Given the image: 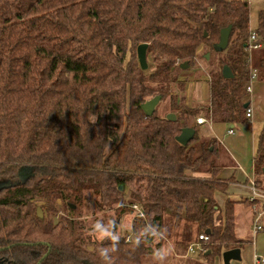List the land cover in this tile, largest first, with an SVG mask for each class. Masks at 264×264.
<instances>
[{
  "label": "trees",
  "instance_id": "obj_1",
  "mask_svg": "<svg viewBox=\"0 0 264 264\" xmlns=\"http://www.w3.org/2000/svg\"><path fill=\"white\" fill-rule=\"evenodd\" d=\"M249 11L248 0H0V182H9L0 188V264H103L81 219L86 192L100 210L123 203L118 215L138 204L156 224L165 211L196 222L207 264L239 248L227 194L234 177L220 178L218 141L200 140L192 121L251 126L245 87L252 69L264 81V58L251 69L246 47L251 32L264 47V9L253 30ZM227 26L232 55L220 64L233 76L211 69L206 103L185 105L180 64L192 66L201 46L216 50ZM141 43L152 70L135 57ZM156 95L168 97L169 112L147 116L140 105ZM185 127L195 134L181 145ZM253 165L261 186L264 125ZM217 192L227 195L223 214ZM131 236L114 264H143L150 254Z\"/></svg>",
  "mask_w": 264,
  "mask_h": 264
},
{
  "label": "rangeland",
  "instance_id": "obj_2",
  "mask_svg": "<svg viewBox=\"0 0 264 264\" xmlns=\"http://www.w3.org/2000/svg\"><path fill=\"white\" fill-rule=\"evenodd\" d=\"M249 25L250 29L253 30L255 28L257 23V15L258 11L264 9V0H249ZM231 46H227L224 49H216V50H208L206 46H201L198 55L195 58V62L192 66L187 67L186 69H182L183 73L181 72L182 76L187 77V84L185 86V90L183 91H176L181 92L184 97V103L188 106H197L200 104L206 103L205 100H207L208 95V85L207 82L209 80V72L212 70L221 72L222 66L220 63L221 61L229 62V57L232 55ZM246 53L248 54L247 60L250 63L251 69L255 67L259 60L261 58H264V47H260L258 49H246ZM208 55V58H205V55ZM135 57L136 51H135ZM147 68L149 70H152L153 63L151 62L150 58L147 56ZM246 90V89H245ZM206 98L204 99V97ZM152 97H147L146 100L150 99ZM203 98V99H202ZM202 99L203 101L199 102V100ZM245 101H250V93L246 92ZM252 101V100H251ZM158 114L164 115L167 112H169V101L168 97L161 100L158 105L156 106L155 110ZM199 117H205L203 115L195 116L192 123L195 125L194 122H197V119ZM212 120L206 119L205 124L202 125H195L197 130V135L199 136L200 140H207L210 138V136L206 135V126H208ZM229 127V125L224 124L221 125V133L217 134L219 135V139H217V161L216 163L219 164L222 168L228 167V166H235L238 165L239 161L236 160L238 157L235 152L242 154V159L245 160L248 163V166L246 167L247 174L250 177H254V165L252 162V156L254 149L256 147V140L255 143H252V135L253 128L247 127L243 124L236 123L233 125L234 135L226 136L225 131ZM245 135L247 136L246 144H244L243 140L245 138ZM212 137H215L214 134H212ZM228 140H232L238 149H233L232 144L228 142ZM109 148V147H108ZM43 171L35 172L33 170L32 174L37 175L38 177L43 175ZM243 181V180H242ZM242 183H239L238 186H241ZM261 186H264V182ZM247 195H249V189L246 187ZM243 188H239L238 190H234L233 192L230 190L228 192V196L235 201V210H234V216H235V233L237 238L241 241V244L239 246L241 250V259L239 261L232 260L231 264H253V255L261 256L264 255V233L260 232L256 235H253L252 233V223H251V217L249 215V212L251 210L247 196L244 197L243 194ZM244 191V192H245ZM125 198L126 203L129 198V191L126 189L125 192ZM217 196V203L219 204L222 214L224 209V202L226 199V195L218 192L216 194ZM86 198L88 199V206L83 207L81 219L84 220V223L86 226H89V221L85 218L88 216H95L101 212H103L105 209H111V208H104V209H98V207L95 204V197L92 193L86 192ZM58 205L60 207V202L58 201ZM138 205V204H137ZM139 206V205H138ZM89 208V211L85 210ZM113 208V207H112ZM140 208V207H139ZM250 209V210H249ZM65 210L59 208L58 211L55 214L56 218H60L64 216ZM115 217L119 216L118 218V225L120 223H123L125 218L131 217L133 215H136L134 209L131 205V211L128 209L125 213L118 215V212L115 210ZM161 225L167 227L169 232V238L174 241L175 243V255L170 258L169 264H207V261L204 258V255H201L196 247L195 252H188L187 248L190 243L198 242V236L200 232L202 231L198 224L193 221H188L186 219H177L176 216H173L169 214L168 212H164L162 216ZM89 233V231L87 230ZM130 232V231H129ZM127 232V233H129ZM129 239V234L126 238V241ZM93 240V239H92ZM204 247L206 248V245L204 243ZM206 252V251H205ZM204 254V253H203ZM216 259L214 260L213 264H223L222 261V255H218ZM143 264H149V254L145 255L142 259ZM217 262V263H216Z\"/></svg>",
  "mask_w": 264,
  "mask_h": 264
},
{
  "label": "clouds",
  "instance_id": "obj_3",
  "mask_svg": "<svg viewBox=\"0 0 264 264\" xmlns=\"http://www.w3.org/2000/svg\"><path fill=\"white\" fill-rule=\"evenodd\" d=\"M94 119L95 116L91 120ZM123 206V203L118 202L111 209H105L95 216L85 218L90 222L89 235L100 245L92 250L97 252L103 264H114L112 254L118 251L124 233L129 231L132 233L130 243L135 248L146 246L150 249L149 264H169L176 249L174 241L169 238L167 227L153 223L147 217L141 218L142 223L137 227L136 215L125 218L124 222L118 225L114 213ZM105 241L108 242L107 245Z\"/></svg>",
  "mask_w": 264,
  "mask_h": 264
},
{
  "label": "crops",
  "instance_id": "obj_4",
  "mask_svg": "<svg viewBox=\"0 0 264 264\" xmlns=\"http://www.w3.org/2000/svg\"><path fill=\"white\" fill-rule=\"evenodd\" d=\"M247 93H250V101L248 102V104H249L248 108L251 109V116L248 119H249V122H250V125H251L250 128L251 129L253 128V133H254V135H252L253 136L252 137V143H255V140H256V147L254 149L253 156H252V162H253L255 154H256V150H257L258 136H259V133L262 130L263 125H264V81H260L256 77V79L252 82L251 91L247 92ZM205 98H206V96L204 97V99ZM202 99H200L199 102L200 101L202 102L203 101ZM205 101H207V100H205ZM203 118H205V117H203ZM203 124H205V123H203ZM224 124L225 123H222V122H213L212 121L208 126H206V129H205L206 135L212 137V134H214V136H215L214 138L220 140L219 139V135H217V134L222 132L221 131V129H222L221 125H224ZM200 125H202V124H200ZM227 129L225 131V135L226 136H231V135L227 134ZM234 133L232 135H234ZM246 140H247V136L245 135V138L243 140L244 144H246ZM222 141L220 140L219 142L221 143ZM228 142L232 144V148L233 149H235V150L238 149V147L236 146V144L232 140H228ZM235 154H237V156H238L236 158V160L239 161L238 165L223 167L221 169V172H220L219 176L222 179H227L230 176L234 177V181L229 184L227 194H228V192L230 190L233 192L234 190H238V187L239 188L242 187L244 189L243 190L244 197H246L247 196V191H245V190H247L246 187H248L247 179H248V176H249L247 174V171H246V167L248 166V163L245 160L242 159V154L237 153V151L235 152ZM196 175H198V174H196ZM254 177H255V174H254ZM239 183H242L241 186H238ZM217 193H215L216 201H218L217 200V196H216ZM224 195H226V194H224ZM249 215L251 217V210L249 212ZM215 259L217 261L216 257L214 258V260ZM230 264H231V261H230Z\"/></svg>",
  "mask_w": 264,
  "mask_h": 264
},
{
  "label": "built area",
  "instance_id": "obj_5",
  "mask_svg": "<svg viewBox=\"0 0 264 264\" xmlns=\"http://www.w3.org/2000/svg\"><path fill=\"white\" fill-rule=\"evenodd\" d=\"M262 46V43L258 41L257 36L254 32L250 33L248 38V45L246 49H258ZM257 77L256 69H252L249 75V80L246 84V92L251 91L252 82ZM246 117L249 118L251 116V109L248 108L245 113ZM206 119L203 117H199L197 119L198 124L205 123ZM234 130L231 128L227 129V134L232 135ZM249 195H247V199L251 204V223H252V233L256 235L257 233H264V187L257 184L255 177L248 176L247 179ZM132 208L134 209L137 216L143 217V213L141 212L139 206L137 204H133ZM207 241V236L203 233L199 234L198 242L189 244L187 251L195 252V247L197 251L202 254L206 251L204 247V243ZM253 264H264V255L257 256L253 255Z\"/></svg>",
  "mask_w": 264,
  "mask_h": 264
},
{
  "label": "water",
  "instance_id": "obj_6",
  "mask_svg": "<svg viewBox=\"0 0 264 264\" xmlns=\"http://www.w3.org/2000/svg\"><path fill=\"white\" fill-rule=\"evenodd\" d=\"M231 27L227 26L225 28H222L219 33V39L217 44L215 45L216 49H224L228 45V39L230 34ZM206 34H204L205 36ZM146 43H141L136 47V56L138 63L140 65V68L142 70H145L147 68V60H146ZM209 54L205 55V58H208ZM188 67L187 62H183L180 64L181 69H186ZM221 74L224 78H231L233 76L230 68L227 65H223L221 69ZM161 97L159 95L153 96L152 98L146 100L143 102L140 106L142 111L145 113V115L150 116L154 113L156 106L160 102ZM244 107H247V103L244 104ZM166 118L168 120H175V115L173 113H168L166 115ZM195 134V130L191 127H185L182 128L180 134L176 136V141L180 143L181 145H186L190 140L193 139ZM9 185V182H0V188L7 187ZM122 189V187H120ZM37 215L39 218L42 217V211L40 207H37ZM209 230H205V233L207 234ZM222 261L223 264H230V261L237 260L239 261L241 259V251L240 248H231L228 250H224L222 253Z\"/></svg>",
  "mask_w": 264,
  "mask_h": 264
},
{
  "label": "flooded vegetation",
  "instance_id": "obj_7",
  "mask_svg": "<svg viewBox=\"0 0 264 264\" xmlns=\"http://www.w3.org/2000/svg\"><path fill=\"white\" fill-rule=\"evenodd\" d=\"M155 109H156V108H155ZM22 174H23V173H22ZM22 174H21V175H22ZM1 182H6V181H1Z\"/></svg>",
  "mask_w": 264,
  "mask_h": 264
}]
</instances>
